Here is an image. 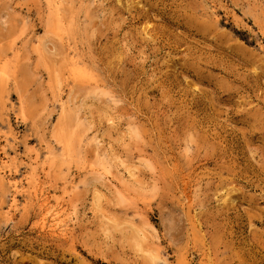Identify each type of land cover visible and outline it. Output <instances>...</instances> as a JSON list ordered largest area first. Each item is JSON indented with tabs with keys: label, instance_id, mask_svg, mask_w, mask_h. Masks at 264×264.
Returning a JSON list of instances; mask_svg holds the SVG:
<instances>
[{
	"label": "rangeland",
	"instance_id": "obj_1",
	"mask_svg": "<svg viewBox=\"0 0 264 264\" xmlns=\"http://www.w3.org/2000/svg\"><path fill=\"white\" fill-rule=\"evenodd\" d=\"M0 264H264V0H0Z\"/></svg>",
	"mask_w": 264,
	"mask_h": 264
},
{
	"label": "bare ground",
	"instance_id": "obj_2",
	"mask_svg": "<svg viewBox=\"0 0 264 264\" xmlns=\"http://www.w3.org/2000/svg\"><path fill=\"white\" fill-rule=\"evenodd\" d=\"M229 198H230V197H229ZM56 218H57V217H56ZM56 218H55V219H56ZM53 223H54V222H53ZM53 223H52V224H53ZM61 231H62V230H61ZM60 233H62V232H60ZM148 259H149V258H148ZM149 262H150V261H149Z\"/></svg>",
	"mask_w": 264,
	"mask_h": 264
}]
</instances>
